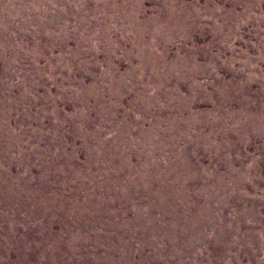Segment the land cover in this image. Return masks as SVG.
Returning <instances> with one entry per match:
<instances>
[{"label": "rangeland", "instance_id": "1", "mask_svg": "<svg viewBox=\"0 0 264 264\" xmlns=\"http://www.w3.org/2000/svg\"><path fill=\"white\" fill-rule=\"evenodd\" d=\"M0 264H264V0H0Z\"/></svg>", "mask_w": 264, "mask_h": 264}]
</instances>
